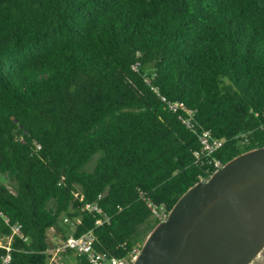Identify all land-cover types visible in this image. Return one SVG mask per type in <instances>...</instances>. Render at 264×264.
Instances as JSON below:
<instances>
[{
	"label": "trees",
	"instance_id": "obj_1",
	"mask_svg": "<svg viewBox=\"0 0 264 264\" xmlns=\"http://www.w3.org/2000/svg\"><path fill=\"white\" fill-rule=\"evenodd\" d=\"M205 131L226 141L195 163ZM263 146L264 0H0V237L27 238L11 264H46L65 216L128 257L160 223L148 203L169 213L213 159Z\"/></svg>",
	"mask_w": 264,
	"mask_h": 264
},
{
	"label": "water",
	"instance_id": "obj_2",
	"mask_svg": "<svg viewBox=\"0 0 264 264\" xmlns=\"http://www.w3.org/2000/svg\"><path fill=\"white\" fill-rule=\"evenodd\" d=\"M264 250V146L190 187L132 264H251Z\"/></svg>",
	"mask_w": 264,
	"mask_h": 264
},
{
	"label": "built area",
	"instance_id": "obj_3",
	"mask_svg": "<svg viewBox=\"0 0 264 264\" xmlns=\"http://www.w3.org/2000/svg\"><path fill=\"white\" fill-rule=\"evenodd\" d=\"M136 68V66L134 67ZM146 82L149 83V79H146ZM164 100V99H163ZM168 108L172 111L181 110L186 114V118L183 120L185 125L190 126L194 117V112L189 110L181 102H167ZM225 139H217L211 136L208 131H205L200 136L201 148L198 151L193 152L195 163H199L203 158L210 157L220 148H222L225 143ZM216 170L221 168L223 165L217 159H213L210 163ZM76 198H79V201H83V197L79 196L78 193L75 194ZM154 217L159 221H165L168 217V214L163 208L157 209L151 203H148ZM81 207L82 211L94 212L99 215H103V219H98L95 223L96 226L101 225L103 222L108 221V217L103 213L102 209L97 203H85ZM63 223L70 226L71 232L64 240H56L54 244L48 248L43 253L46 255V264H64L63 260L69 258L71 255L83 256L89 262V264H132L140 250L135 248L133 251L125 258H118L111 256L108 253L97 251L95 244L97 237L95 233L91 230L86 233H83L79 236H75L73 231L76 229L77 225L81 223L80 217L70 218L65 216ZM14 237H20L24 240H27L23 236L20 225H14L12 227V233L7 237H0V248L4 250V254L1 257L0 264H11L13 251L12 241Z\"/></svg>",
	"mask_w": 264,
	"mask_h": 264
},
{
	"label": "rangeland",
	"instance_id": "obj_4",
	"mask_svg": "<svg viewBox=\"0 0 264 264\" xmlns=\"http://www.w3.org/2000/svg\"><path fill=\"white\" fill-rule=\"evenodd\" d=\"M0 181L2 183H4L5 185H7L9 188H11V183L6 178V176L0 174ZM55 234H57V233L56 232H52V231L49 232L50 238L51 239H55L53 241L56 242V240H58L61 236L58 235L59 238L57 239V238H54ZM63 263L64 264H75V257L71 255L69 258L64 259ZM251 264H264V250L257 256V258Z\"/></svg>",
	"mask_w": 264,
	"mask_h": 264
},
{
	"label": "crops",
	"instance_id": "obj_5",
	"mask_svg": "<svg viewBox=\"0 0 264 264\" xmlns=\"http://www.w3.org/2000/svg\"><path fill=\"white\" fill-rule=\"evenodd\" d=\"M52 232H54V230H51Z\"/></svg>",
	"mask_w": 264,
	"mask_h": 264
}]
</instances>
